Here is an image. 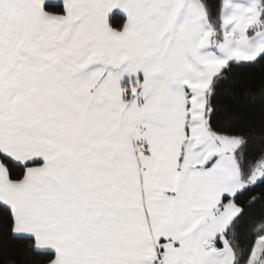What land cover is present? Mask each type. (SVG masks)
I'll return each instance as SVG.
<instances>
[{
  "label": "snow or ice",
  "instance_id": "snow-or-ice-1",
  "mask_svg": "<svg viewBox=\"0 0 264 264\" xmlns=\"http://www.w3.org/2000/svg\"><path fill=\"white\" fill-rule=\"evenodd\" d=\"M0 264H264V0H0Z\"/></svg>",
  "mask_w": 264,
  "mask_h": 264
}]
</instances>
